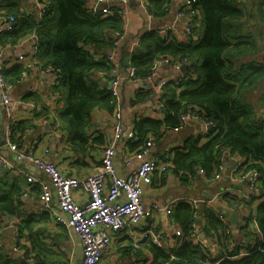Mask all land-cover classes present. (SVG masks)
Masks as SVG:
<instances>
[{"label": "trees", "instance_id": "1", "mask_svg": "<svg viewBox=\"0 0 264 264\" xmlns=\"http://www.w3.org/2000/svg\"><path fill=\"white\" fill-rule=\"evenodd\" d=\"M86 1L46 0L42 20L24 13L15 0L0 2V11L15 19L11 30L0 31V46L34 33L37 61L57 72L52 93L57 94L55 90L61 88L59 100L64 107L59 120L69 134L66 144L76 153L107 146L102 135L90 136L87 126L95 108L113 114L117 110V97L110 89L100 88L98 79L91 75L101 70L112 79V65L106 55L114 48L117 35L124 32L119 7H110L111 12L104 13L90 9ZM170 3L171 0H145L144 7L148 15L160 17L167 12ZM191 7L196 15L189 33L179 39L168 34L162 36L157 30L145 31L138 35L136 48L129 54L133 80L149 76L154 61L164 56L180 63L182 74L189 76L185 79L181 74L162 87V117L136 119L132 128L134 135L124 140L125 147L130 152L138 151L149 136L159 138L179 126L180 115L186 112L207 119L211 127L207 129V139L200 143L197 136L187 138L182 147L173 149L170 167L182 180L194 177L198 167H203L210 178L214 166L220 163L223 147L239 155L244 159L239 168L247 164L246 167L255 168L262 179L259 195L251 196V202L261 201L254 211L257 230L248 228L253 217L248 207L250 201L244 203L242 198L230 197L226 207L246 210V204L249 209L246 223L240 228L244 237L237 239L227 221L219 219L211 208H203L204 235L213 236L219 244L215 251L206 250L201 244L191 242L188 236L193 231L192 225L196 224V210L178 201L170 211V219L181 234L173 239L172 247L164 249L150 238H144L135 249L130 237L123 251L139 256L137 261L143 264L147 261L205 264L223 253L236 254L243 246L245 255L234 260L223 259L218 264H264V0H250L248 7L239 0H194ZM119 66L121 70V60ZM23 71L20 65L1 69L11 84L21 79ZM3 120L2 126L0 120L2 132L5 117ZM8 123L10 140L17 146L29 125L16 119ZM3 177L0 217L19 209L23 193V177ZM33 223L34 219L21 221L19 230L32 228ZM249 239L254 240V247L246 243ZM231 241L241 244L230 247ZM23 251L25 258L30 256L28 250ZM37 251L41 252V247ZM32 259V264H49L40 263L36 256ZM17 263L16 259L3 257L0 252V264Z\"/></svg>", "mask_w": 264, "mask_h": 264}, {"label": "crops", "instance_id": "2", "mask_svg": "<svg viewBox=\"0 0 264 264\" xmlns=\"http://www.w3.org/2000/svg\"><path fill=\"white\" fill-rule=\"evenodd\" d=\"M5 1L9 0H2L1 4ZM182 1L171 0L164 15L153 17L145 11V0H127L128 20L126 31L118 46L119 60L122 64L121 74L123 76L119 88L120 122L125 132L132 130L136 119L142 117L160 119L163 113L159 108L162 91L157 92L149 81L145 84L140 81L146 80L131 79L128 75L129 71L123 65V58L129 57V54L136 48L138 35L145 31L157 30L162 36L168 34L179 39L182 38L184 34L182 20L175 16L176 10L180 7ZM15 2L20 5L21 10L27 15H32L36 19L39 17V20L44 19V15L39 16L37 11L42 0H15ZM86 2H88V5L90 4V1L87 0ZM91 2L95 6V10H103L107 7H122L120 0H91ZM2 24V19H0V26ZM35 42V37L26 34L17 42L0 46V67L4 66L6 69L13 65H20L24 69L21 79L12 84L10 92V103L13 107L12 115L14 119L25 121L29 125V128L25 131V136L20 139L21 141L17 146L21 151H32L46 161L55 163L64 173L79 178L87 177L99 165L104 146L99 145L97 149L87 150L85 153H76L71 149V146L69 147L66 144L68 143L67 137H69V134L59 120V113L64 107L62 100H59L61 88L55 90L58 93L53 95L54 73H52L50 67L37 61V45ZM128 64L130 66L129 60ZM183 72L184 70L171 65H161L157 70L158 76L167 78H175ZM91 76L98 79L100 88L110 89V80L103 71L97 70ZM113 115L114 112L109 114L104 110L93 109L91 111V121L87 126L88 134L90 136L102 135L107 145L114 143V163L122 176L128 175L138 166L139 162L133 159L130 163H125V158L131 152L125 147L124 140H114ZM4 117V107L0 98L1 126ZM196 136L200 138V143H202L207 139L208 134L205 125L194 119H189L178 131L169 130L162 137L155 138L151 135L145 159H162L170 164L173 149L182 147L187 138ZM0 155L5 157L11 164L10 167H4L0 163V183L5 180L3 177L5 175L21 176L18 173L19 169L27 171L38 181L47 180L45 174L35 165L26 160H18L15 151L11 150L7 144L0 147ZM167 155L169 158H167ZM169 167L162 175L155 172L151 184L143 185L142 203L147 209H151L152 215L144 219L139 225H146V222L153 220L160 229L169 233V238L172 240L176 239L177 236L174 233L175 229L170 219L171 210H166L165 207L173 199L178 198L179 201L199 199L198 205L192 208L196 210V228L201 234L205 227L203 208H211L214 213H224L229 218L230 212H227L228 209L226 208L228 197H225L228 190L249 193L250 178L241 180L234 176V173L238 170L234 156L222 158L221 169L214 181L212 179L206 180L199 174L195 175L193 180H177L175 178L176 172ZM21 177H23V193L20 196L19 209L14 214H5L0 217L1 254L3 257H11L17 249H26L29 251L30 257L34 258L36 256L40 263L46 261L49 264H77L81 252L77 235L66 226L56 223L47 212H34L40 210L42 204L38 197L40 186L27 180L26 183L25 177ZM216 193H220L225 197L224 203V200L218 202L215 199ZM73 197L77 202H83L85 193L78 189ZM210 198L211 201L206 204L205 199ZM260 202L255 200L254 203H249L248 207L251 208V212L257 210ZM237 212L236 225H232L230 222L229 224L235 237L240 239L244 237V233L240 228L243 226L245 212L244 210H237ZM31 219H34L32 228H24L20 231L21 221ZM140 229V227L134 226L129 228V230L135 232H139ZM129 239L127 228L113 235L112 243L99 264H132V255L123 251V247L130 241ZM39 247L42 249L41 252L37 251Z\"/></svg>", "mask_w": 264, "mask_h": 264}, {"label": "built area", "instance_id": "3", "mask_svg": "<svg viewBox=\"0 0 264 264\" xmlns=\"http://www.w3.org/2000/svg\"><path fill=\"white\" fill-rule=\"evenodd\" d=\"M2 0H0L1 2ZM86 2L87 6L95 10V6ZM95 1V0H92ZM122 7L118 9V13L122 16L124 20V32L118 34L114 40V48L109 51L106 55L107 60L112 65L110 75L112 79L110 80V91L114 96L117 97V110L113 115V131L114 140H125L126 138L132 137L134 132L132 130L125 132L123 126L120 122V99H119V88L120 83L123 78L119 66V51L118 46L123 38L126 31L127 17V0H120ZM194 0H183L180 7L176 10L175 16L180 18L182 21L183 33H189L191 27L194 24L193 18L196 15V11L191 7ZM46 4V0L40 2V6L37 8L38 15H43V8ZM104 13H110V8H104L100 10ZM0 19H2V25L0 26V31L11 30L15 24V19L11 15L5 16L0 11ZM39 19V17H37ZM34 37V33L31 34ZM161 65H171L176 68H182L181 64L174 62L172 58L168 56L160 57L154 61L152 66V71L149 76L145 79L152 83V87L157 91H162V87L174 78H167L158 76L157 70ZM50 67L51 66H47ZM0 67V98L5 112V124L3 136L5 138L6 144L11 150L15 151L16 158L18 160H26L35 165L39 170H41L47 180L38 181L34 176L28 174L27 171L19 169L18 173L24 176L28 182L37 183L40 186V193L38 195L41 201V208L35 213H40L45 211L48 215L58 224H62L67 228L71 229L78 237V241L81 245L80 258L77 264H99L103 255L108 251L109 246L112 241V236L118 234L123 229H128V235L132 238L133 246L135 249L139 248L141 244L139 240L144 238H150L158 246L167 249L174 245V240L169 238V233L164 232L155 224V221L149 220L146 225H139L144 219L152 215L151 209H147L142 203V187L143 185H149L152 182V178L155 172L159 175L164 174L170 164L162 159H145V155L148 153L149 149V139L145 145L141 146L138 151H133L125 158V163H130L131 160H137L138 166L134 168L128 175H121L119 173L117 165L114 163L113 154L115 151L114 143L108 144L103 147V151L100 157L99 165L84 178H79L77 176L64 173L61 171L57 165L53 162L46 161L45 159L37 156L32 151H21L15 143L10 140V127L9 121L14 120L12 115L13 107L10 103V92L12 84L9 83L1 73ZM133 68L129 69V77L132 78ZM54 73V82L57 77V72L52 69ZM182 74L181 76H184ZM189 74L185 75L184 78L187 79ZM137 80V79H135ZM159 108L162 112L161 101L159 103ZM163 113V112H162ZM197 118L198 121L202 122L205 126L209 125L210 122L200 117L192 112H186L180 115V125L172 128L173 131H178L181 129L189 119ZM226 156H234L238 170L234 173V176L238 179L244 180L250 178L248 188L249 193H238L234 190H228L225 197H238L242 198L244 203L248 201L251 196L259 195V190L262 187V179L260 178L259 172L255 168H247L246 165H242L239 168V164L244 162V159L239 155L231 154L227 147L222 148V156L220 157L219 165L214 166V171L212 177L208 178L206 176V170L203 167H198L196 169V175L199 174L206 180L212 179L214 181L219 174L221 169L222 158ZM167 158L169 156L167 155ZM0 163L4 167H10V162L3 156L0 155ZM175 178L177 180H182L179 173H175ZM194 177L187 176L186 180H193ZM81 189L85 193V200L83 202H77L74 199L75 192ZM220 193L215 194V199L220 202L225 199ZM213 199V196L211 197ZM210 199H205V203L208 204ZM179 199L175 198L168 203L165 207L166 210H171L173 205L178 202ZM213 201V200H212ZM184 202L188 203L191 207H196L199 203V199H188ZM224 203V201H223ZM244 210L245 214L243 217V225L246 223V216H248V207ZM156 207L154 206V209ZM227 212L233 210H239L236 207H226ZM218 218L222 221L228 222V217L224 213H217ZM253 217L250 219L248 228L256 229L257 224L255 221V212H252ZM229 223V222H228ZM174 226V233L176 236L181 234L180 230L172 223ZM140 227L139 232L129 230L132 227ZM193 231L188 234L191 242L201 244L206 250L215 251L219 248V244L214 241L213 236H205L204 232L200 234L197 231L196 224L192 225ZM231 230V229H230ZM254 247V240H246ZM234 244H241L239 241H231L230 247ZM16 252L23 254V249H17ZM246 254V250L241 246L236 254L223 253L218 256L213 262L206 261L205 264H218L223 259L234 260ZM139 256H132V264H143L137 259ZM26 260L32 264L33 259L29 256ZM144 264H159V262L147 261Z\"/></svg>", "mask_w": 264, "mask_h": 264}, {"label": "water", "instance_id": "4", "mask_svg": "<svg viewBox=\"0 0 264 264\" xmlns=\"http://www.w3.org/2000/svg\"><path fill=\"white\" fill-rule=\"evenodd\" d=\"M123 65L125 66V68L127 69V71L130 69V68H129L130 66H129V64H128V58H127V57H124V58H123ZM181 69H182V68H181ZM140 82L146 84L147 81H140ZM147 83H148V82H147ZM194 120H195V121H198L197 118H195ZM206 128H207V129H210L211 127H210V125H207ZM123 129H124V127H123ZM5 144H6V141H5L4 136L2 135V129H1V127H0V147L4 146ZM237 216H238V212H237L236 210H233V211L230 212V215H229V218H228L230 224H232V225H236V223H237ZM201 234H202V233H201ZM11 257L14 258V259H16V260L18 261L19 264H30V263L26 260V258L24 257V254H21V253H19V252H15V253H13V254L11 255Z\"/></svg>", "mask_w": 264, "mask_h": 264}, {"label": "rangeland", "instance_id": "5", "mask_svg": "<svg viewBox=\"0 0 264 264\" xmlns=\"http://www.w3.org/2000/svg\"><path fill=\"white\" fill-rule=\"evenodd\" d=\"M239 1L244 7H248V5L250 6V0H239ZM111 243H112V241H111Z\"/></svg>", "mask_w": 264, "mask_h": 264}, {"label": "flooded vegetation", "instance_id": "6", "mask_svg": "<svg viewBox=\"0 0 264 264\" xmlns=\"http://www.w3.org/2000/svg\"><path fill=\"white\" fill-rule=\"evenodd\" d=\"M249 201L251 202V201H252V199L250 198V199H249Z\"/></svg>", "mask_w": 264, "mask_h": 264}, {"label": "clouds", "instance_id": "7", "mask_svg": "<svg viewBox=\"0 0 264 264\" xmlns=\"http://www.w3.org/2000/svg\"><path fill=\"white\" fill-rule=\"evenodd\" d=\"M129 71V70H128ZM229 222V221H228Z\"/></svg>", "mask_w": 264, "mask_h": 264}]
</instances>
